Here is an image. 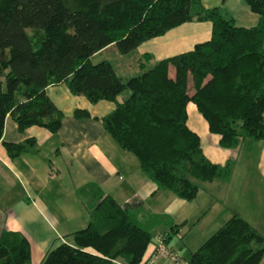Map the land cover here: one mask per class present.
<instances>
[{
  "label": "trees",
  "instance_id": "trees-1",
  "mask_svg": "<svg viewBox=\"0 0 264 264\" xmlns=\"http://www.w3.org/2000/svg\"><path fill=\"white\" fill-rule=\"evenodd\" d=\"M243 3L258 16L254 27H236L220 8L204 9L199 0H0V138L6 116L19 132L38 127L54 134L62 115L44 89L63 84L90 104L113 103L100 120L103 131L137 160L156 190L193 200L202 183L227 181L231 163L212 164L203 156L186 127L188 104L221 149L264 140V0ZM188 22H208L209 39L135 77L122 81L109 62L90 61L110 49L127 55ZM141 60L140 67L149 56ZM73 117L87 114L75 110ZM31 143L2 146L13 159ZM80 194L86 226L68 235L70 244L47 251L40 264H140L152 227L163 222L175 232L164 216L140 223L136 212L121 209L93 184ZM263 254L264 238L232 215L187 264H260ZM0 264H29L23 236L0 233Z\"/></svg>",
  "mask_w": 264,
  "mask_h": 264
},
{
  "label": "crops",
  "instance_id": "crops-1",
  "mask_svg": "<svg viewBox=\"0 0 264 264\" xmlns=\"http://www.w3.org/2000/svg\"><path fill=\"white\" fill-rule=\"evenodd\" d=\"M199 2L204 9L220 8L236 27L251 28L258 22L243 0ZM210 29L208 22L184 23L141 43L125 57L144 70V64L139 66L141 57L149 56L148 61L155 63L187 52L207 41ZM131 67L127 66L123 75L133 71ZM113 71L121 80L129 79ZM44 92L62 115L59 129L54 134L38 127L19 132L6 116L0 138V233L14 232L26 239L29 264H40L47 251L70 244L68 235L86 226L80 190L87 184L95 185L121 209L136 212L140 223L164 216L174 226L175 232L163 222L151 228L140 264H169L164 259L150 260L157 235L166 238L167 249L187 264L190 253L232 215L264 238V140L244 142L233 150L221 149L218 137L208 133L203 119L188 104L186 127L197 135L203 156L212 164L229 161L231 173L225 182L202 183L195 198L187 202L156 190L139 170L137 160L120 150L103 131L100 120L113 110V103L90 104L83 97L72 96L63 84L48 86ZM122 99L121 94L117 100ZM75 110L85 112L87 118L75 119ZM30 139L32 143L23 153L7 157L2 143L24 144ZM245 145H249L247 149ZM109 264L124 263L114 260ZM260 264H264V254Z\"/></svg>",
  "mask_w": 264,
  "mask_h": 264
},
{
  "label": "rangeland",
  "instance_id": "rangeland-1",
  "mask_svg": "<svg viewBox=\"0 0 264 264\" xmlns=\"http://www.w3.org/2000/svg\"><path fill=\"white\" fill-rule=\"evenodd\" d=\"M133 57V55H132ZM131 57H125V55H119L118 53H116L113 49L110 50H106V51H102V53L99 52V54H95L90 58V61L92 64L98 63L102 60H106L110 63V65L112 66V68L116 71V73H119V75L123 78H130L132 77L131 75H134L137 73V71H139L138 73L140 74L141 72L149 69L150 67H152V65L154 64L152 61H148V62H143L142 64L145 65L144 70H140L143 69L140 68L138 69L137 65H133L131 64L130 59ZM127 66H133L130 69L133 70L128 74H124L123 75V71H126ZM134 73V74H132ZM169 76L171 77L173 75V71L171 68H169V72H168ZM123 81V80H122ZM189 87V86H188ZM188 92L190 93L191 90L189 89ZM128 95L127 91H124L122 93L123 98H125ZM250 143H254V142H250ZM249 145H245L243 148L247 149ZM251 146V145H250ZM253 149V147H252ZM246 159H249V157H247ZM54 173V170H52ZM50 173V171H49ZM52 173V172H51ZM183 262V261H182Z\"/></svg>",
  "mask_w": 264,
  "mask_h": 264
},
{
  "label": "built area",
  "instance_id": "built-area-1",
  "mask_svg": "<svg viewBox=\"0 0 264 264\" xmlns=\"http://www.w3.org/2000/svg\"><path fill=\"white\" fill-rule=\"evenodd\" d=\"M155 241L156 245L150 255L151 261L164 259L169 264H183L182 260L177 256L176 253L171 252L169 249H167L161 235H157L155 237Z\"/></svg>",
  "mask_w": 264,
  "mask_h": 264
}]
</instances>
